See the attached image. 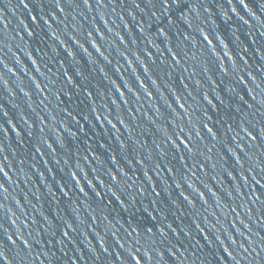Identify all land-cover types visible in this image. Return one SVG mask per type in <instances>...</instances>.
<instances>
[{"label": "water", "instance_id": "95a60500", "mask_svg": "<svg viewBox=\"0 0 264 264\" xmlns=\"http://www.w3.org/2000/svg\"><path fill=\"white\" fill-rule=\"evenodd\" d=\"M0 264H264V0H0Z\"/></svg>", "mask_w": 264, "mask_h": 264}, {"label": "snow or ice", "instance_id": "6c2138e0", "mask_svg": "<svg viewBox=\"0 0 264 264\" xmlns=\"http://www.w3.org/2000/svg\"><path fill=\"white\" fill-rule=\"evenodd\" d=\"M152 2L153 0H149V3H152ZM157 2L161 3V5L165 8L168 6V0H157ZM172 2L175 3L176 0H172Z\"/></svg>", "mask_w": 264, "mask_h": 264}]
</instances>
